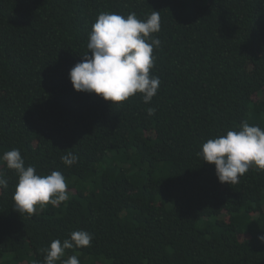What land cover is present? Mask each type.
<instances>
[{"label":"trees","instance_id":"1","mask_svg":"<svg viewBox=\"0 0 264 264\" xmlns=\"http://www.w3.org/2000/svg\"><path fill=\"white\" fill-rule=\"evenodd\" d=\"M153 11L152 100L75 90L69 72L98 15ZM243 121L264 129V0H0V156L18 148L25 166L68 185L59 206L22 216L18 175L0 161V264L42 262L76 230L90 246L56 264H264V170L221 183L197 155Z\"/></svg>","mask_w":264,"mask_h":264},{"label":"clouds","instance_id":"2","mask_svg":"<svg viewBox=\"0 0 264 264\" xmlns=\"http://www.w3.org/2000/svg\"><path fill=\"white\" fill-rule=\"evenodd\" d=\"M161 29L158 11L146 19H139L135 12L122 15L103 12L92 24L87 49L83 59L69 72L75 90L96 93L112 103L123 102L136 93L142 94L147 104L157 94L160 79L150 75L154 67L153 48L161 41L152 36ZM156 109L149 107L147 113L154 115ZM203 161L215 164L216 175L221 183L230 185L239 182L240 177L252 166L264 170V129L243 121L239 131L228 130L225 135L208 139L197 153ZM78 155L69 151L61 156L62 162L71 167L78 162ZM8 169L15 170L18 183L13 193L14 209L23 214H33L36 207L47 204L59 206L68 199V185L60 171L47 175L36 173L34 166H25L21 151L12 149L0 156ZM8 180L0 173V188L7 189ZM92 234L76 230L70 238L56 239L42 251L44 260L35 264H56L66 249L90 246ZM259 239L264 241V235ZM63 264H80L72 255Z\"/></svg>","mask_w":264,"mask_h":264},{"label":"rangeland","instance_id":"3","mask_svg":"<svg viewBox=\"0 0 264 264\" xmlns=\"http://www.w3.org/2000/svg\"><path fill=\"white\" fill-rule=\"evenodd\" d=\"M36 210L39 211V210H40V206H37V207H36Z\"/></svg>","mask_w":264,"mask_h":264}]
</instances>
